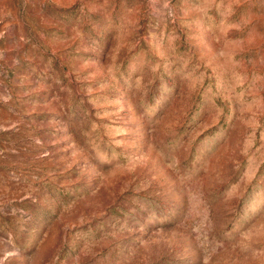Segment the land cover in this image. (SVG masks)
I'll use <instances>...</instances> for the list:
<instances>
[{
  "label": "rangeland",
  "instance_id": "1",
  "mask_svg": "<svg viewBox=\"0 0 264 264\" xmlns=\"http://www.w3.org/2000/svg\"><path fill=\"white\" fill-rule=\"evenodd\" d=\"M0 264H264V0H0Z\"/></svg>",
  "mask_w": 264,
  "mask_h": 264
}]
</instances>
